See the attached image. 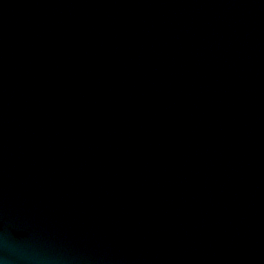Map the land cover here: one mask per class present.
I'll use <instances>...</instances> for the list:
<instances>
[{
    "label": "water",
    "instance_id": "1",
    "mask_svg": "<svg viewBox=\"0 0 264 264\" xmlns=\"http://www.w3.org/2000/svg\"><path fill=\"white\" fill-rule=\"evenodd\" d=\"M0 259L264 264V0H0Z\"/></svg>",
    "mask_w": 264,
    "mask_h": 264
},
{
    "label": "clouds",
    "instance_id": "2",
    "mask_svg": "<svg viewBox=\"0 0 264 264\" xmlns=\"http://www.w3.org/2000/svg\"><path fill=\"white\" fill-rule=\"evenodd\" d=\"M0 264H6V261L4 259H0Z\"/></svg>",
    "mask_w": 264,
    "mask_h": 264
}]
</instances>
